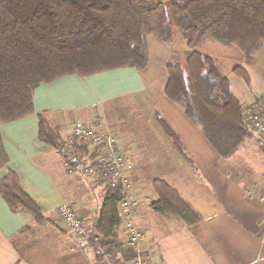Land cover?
Segmentation results:
<instances>
[{
	"label": "crops",
	"instance_id": "obj_1",
	"mask_svg": "<svg viewBox=\"0 0 264 264\" xmlns=\"http://www.w3.org/2000/svg\"><path fill=\"white\" fill-rule=\"evenodd\" d=\"M147 44L148 63L143 69L70 74L42 83L34 92L32 114L0 123L8 158L0 168V179L15 172L47 218L38 224L30 213L14 211L0 194V264H99L94 247L68 229L58 209L62 204L73 205L93 229L105 188L95 177L67 172L61 153L39 138L40 114L65 143L73 139L78 120L115 136L121 154L135 164L133 192L140 201L136 222L143 233L141 246L156 264H264L262 150L246 149L250 139L232 157H220L201 126L166 95L171 47L155 35L148 36ZM198 50L220 64L232 88L231 76L238 78L234 68L245 67L251 86L242 80L248 91L241 87L239 93L233 91L244 105L260 106L264 46L255 50L250 60L238 48L218 42ZM159 115L178 135L194 164L181 156L161 127ZM145 171L157 174L150 180L152 192L143 181ZM155 180L167 183L201 220L188 226L172 214L155 211L151 205L157 199ZM142 199H148L149 206ZM108 243L117 258H132L124 224L117 238Z\"/></svg>",
	"mask_w": 264,
	"mask_h": 264
},
{
	"label": "trees",
	"instance_id": "obj_2",
	"mask_svg": "<svg viewBox=\"0 0 264 264\" xmlns=\"http://www.w3.org/2000/svg\"><path fill=\"white\" fill-rule=\"evenodd\" d=\"M179 33L185 45L174 44ZM149 35L172 49L166 70L167 97L178 104L220 157L230 158L254 138L244 121V103L235 94L220 64L198 48L218 42L238 48L247 60L264 46V0H0V123L34 112L35 90L65 75L90 76L118 68L143 69L148 63ZM233 74L251 86L249 71ZM39 138L62 152L65 142L40 114ZM158 121L181 156L191 164L178 135L159 115ZM264 147V144H263ZM87 152L85 145L79 148ZM0 137V168L7 164ZM152 208L191 226L199 213L167 183L154 181ZM0 194L15 211L30 213L38 224L46 217L11 171L0 179ZM119 186L105 190L93 230L117 238L123 220Z\"/></svg>",
	"mask_w": 264,
	"mask_h": 264
},
{
	"label": "built area",
	"instance_id": "obj_3",
	"mask_svg": "<svg viewBox=\"0 0 264 264\" xmlns=\"http://www.w3.org/2000/svg\"><path fill=\"white\" fill-rule=\"evenodd\" d=\"M244 121L264 144V95L260 106L244 105ZM87 146L88 151L79 148ZM62 159L71 175L92 176L105 188L119 186L123 195L119 203V212L128 231V246L132 250L129 260L117 258L102 243V236L90 228L76 212L73 205L62 204L58 209L59 217L70 231L83 243L94 247L99 264H156L151 253L146 254L141 246L143 233L136 222V209L140 203L134 196V161L122 155L115 136L106 130H99L84 121H76L73 139L65 143L61 152ZM149 206L148 199H142ZM264 203V192L260 195Z\"/></svg>",
	"mask_w": 264,
	"mask_h": 264
},
{
	"label": "rangeland",
	"instance_id": "obj_4",
	"mask_svg": "<svg viewBox=\"0 0 264 264\" xmlns=\"http://www.w3.org/2000/svg\"><path fill=\"white\" fill-rule=\"evenodd\" d=\"M162 1L165 2L167 5H169L170 0H162ZM174 44H176L180 49H183V47L185 45L184 41L182 40V38L178 32L174 36ZM231 77L233 79V88L236 92H238V93L240 92L239 87H241L242 89H245V91H248L246 84L242 80L235 78L233 76H231ZM254 147H255V149L259 148L260 150H262V154L264 156L263 144L258 140V138H256L255 135H254V138L250 140L246 149L250 148V150H252V148H254ZM156 175L157 174L155 171H145V173H143V181L145 182V185H147V188H149V190L151 192H152V190H151V186H150V180H151V178H154V176H156Z\"/></svg>",
	"mask_w": 264,
	"mask_h": 264
}]
</instances>
